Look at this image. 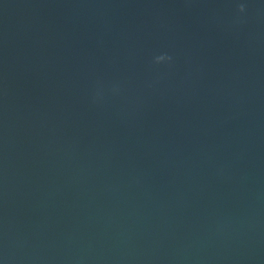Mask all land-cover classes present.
I'll use <instances>...</instances> for the list:
<instances>
[{
	"label": "water",
	"instance_id": "water-1",
	"mask_svg": "<svg viewBox=\"0 0 264 264\" xmlns=\"http://www.w3.org/2000/svg\"><path fill=\"white\" fill-rule=\"evenodd\" d=\"M0 264H264V0H0Z\"/></svg>",
	"mask_w": 264,
	"mask_h": 264
},
{
	"label": "clouds",
	"instance_id": "clouds-1",
	"mask_svg": "<svg viewBox=\"0 0 264 264\" xmlns=\"http://www.w3.org/2000/svg\"><path fill=\"white\" fill-rule=\"evenodd\" d=\"M241 11H243V6L241 5V8H240Z\"/></svg>",
	"mask_w": 264,
	"mask_h": 264
}]
</instances>
